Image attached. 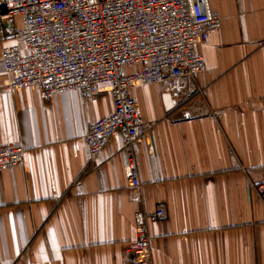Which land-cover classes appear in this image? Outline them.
Returning <instances> with one entry per match:
<instances>
[{
    "label": "crops",
    "instance_id": "1",
    "mask_svg": "<svg viewBox=\"0 0 264 264\" xmlns=\"http://www.w3.org/2000/svg\"><path fill=\"white\" fill-rule=\"evenodd\" d=\"M221 27L195 51L204 70L176 98L162 85L135 86L144 121L133 199L117 137L89 168L88 125L111 114L106 85L83 102L77 92L8 91L0 62V144H19L23 165L0 170V264H133V213L157 205L150 223L154 264H264V0H209ZM0 25V53L13 43ZM82 176L80 193L70 188Z\"/></svg>",
    "mask_w": 264,
    "mask_h": 264
},
{
    "label": "built area",
    "instance_id": "2",
    "mask_svg": "<svg viewBox=\"0 0 264 264\" xmlns=\"http://www.w3.org/2000/svg\"><path fill=\"white\" fill-rule=\"evenodd\" d=\"M15 18L13 43L0 53L13 75L6 89L35 87L43 99L77 92L87 102L106 85L113 110L88 125L87 165L99 171V155L117 137L127 184L139 199L136 149L156 123L142 119L129 90L162 85L177 98L182 83L204 70L195 47L220 29V16L209 0H0V25ZM25 153L19 144H0V170L23 165ZM81 186L82 176L70 188L80 193ZM248 186L264 201L263 181ZM165 217L162 205L133 213L136 237L125 246L133 264H154L149 225Z\"/></svg>",
    "mask_w": 264,
    "mask_h": 264
}]
</instances>
